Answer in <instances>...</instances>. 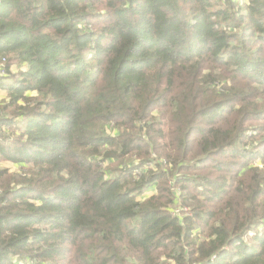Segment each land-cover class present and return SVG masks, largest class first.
<instances>
[{
	"label": "trees",
	"instance_id": "16d2710c",
	"mask_svg": "<svg viewBox=\"0 0 264 264\" xmlns=\"http://www.w3.org/2000/svg\"><path fill=\"white\" fill-rule=\"evenodd\" d=\"M0 71V264H264V0H0Z\"/></svg>",
	"mask_w": 264,
	"mask_h": 264
},
{
	"label": "rangeland",
	"instance_id": "374dc122",
	"mask_svg": "<svg viewBox=\"0 0 264 264\" xmlns=\"http://www.w3.org/2000/svg\"><path fill=\"white\" fill-rule=\"evenodd\" d=\"M3 64L5 65V62H3ZM13 69H14V71H16L17 70V67H13ZM0 73L1 74H4V71H0ZM6 101H8V98L6 96V93H0V102H6ZM256 165L259 166L260 168L263 167V164H261L260 162L256 163ZM7 168L10 169L11 172H18L19 171V169L16 168V166H14L11 163H2L1 164L0 169H7ZM250 236H251V233L248 236V238H250ZM17 261H18V264H27L24 261H20V260H17Z\"/></svg>",
	"mask_w": 264,
	"mask_h": 264
},
{
	"label": "built area",
	"instance_id": "2783aa9c",
	"mask_svg": "<svg viewBox=\"0 0 264 264\" xmlns=\"http://www.w3.org/2000/svg\"><path fill=\"white\" fill-rule=\"evenodd\" d=\"M3 62H5V60L1 62V67L3 66ZM251 236H254V233H251Z\"/></svg>",
	"mask_w": 264,
	"mask_h": 264
}]
</instances>
